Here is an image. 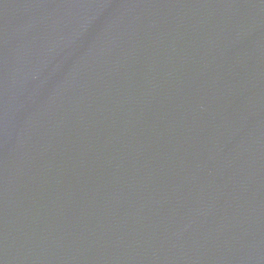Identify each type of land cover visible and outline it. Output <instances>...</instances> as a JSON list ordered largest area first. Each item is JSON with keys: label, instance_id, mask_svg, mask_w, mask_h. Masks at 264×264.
Returning <instances> with one entry per match:
<instances>
[{"label": "water", "instance_id": "1", "mask_svg": "<svg viewBox=\"0 0 264 264\" xmlns=\"http://www.w3.org/2000/svg\"><path fill=\"white\" fill-rule=\"evenodd\" d=\"M0 264H264V0H0Z\"/></svg>", "mask_w": 264, "mask_h": 264}]
</instances>
